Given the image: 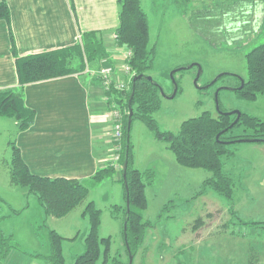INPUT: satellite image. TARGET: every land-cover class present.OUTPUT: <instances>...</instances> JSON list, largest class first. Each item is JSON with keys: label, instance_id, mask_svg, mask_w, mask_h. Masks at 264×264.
Listing matches in <instances>:
<instances>
[{"label": "rangeland", "instance_id": "rangeland-1", "mask_svg": "<svg viewBox=\"0 0 264 264\" xmlns=\"http://www.w3.org/2000/svg\"><path fill=\"white\" fill-rule=\"evenodd\" d=\"M256 3L247 30L244 25L233 29L220 26L216 16L232 5L229 0H143V10L149 20L150 47L156 48L152 75L165 93L160 110L153 114L162 130L177 132L185 120L206 111L216 116L219 88H225L219 92V103L226 112L239 110L264 121V96L256 102H249L231 90L239 86L241 78H247L246 54L264 43V1ZM206 12L215 15L210 24L207 20L211 17H207ZM193 63H199L203 69L199 86L208 85L222 73L229 75L200 90L194 83L198 67L184 69L175 74L179 86L176 96L168 98L175 89L171 72ZM110 64L109 57L93 64L87 62L85 73L94 72L104 83L106 74L115 79V68ZM126 66L127 63L124 65L127 75L123 81L125 90H128L132 77L125 70ZM106 67L112 70L103 72ZM14 126L13 119L0 120V196L6 203L2 204L0 216L11 213V207L22 211L0 221V231L12 235L13 243L18 247L19 257L12 258V263L43 264L40 260H31V263L29 259L43 250L39 241H45L48 229H54L67 238L64 255L67 264H74L76 256L85 250V238L89 232V222L81 216L85 203L66 217L45 218L37 198L32 194L26 196L25 190L11 181ZM131 135L135 167L151 169L155 174L153 183L146 189L148 208L144 211L151 228L147 230L133 264H196V250L192 247L195 239L207 242L208 250L210 248L215 254L236 253L239 264H243V255L244 264H264V167L253 168L248 164L249 161L264 162V148H260L264 147V142L228 145L233 155L223 158L224 171L234 182L233 199L227 200L212 192L217 198L213 199V205L206 207L213 196L210 193L198 196V193L203 178L210 172L200 169V174L188 177L172 171L171 175L164 177L162 166L169 164L167 159L172 155L166 143L157 139L140 120L134 121ZM121 189L122 182L112 176L106 177L90 191L87 200H95L96 206L102 210L100 235L112 238L111 258L128 264L122 232L124 208L118 210L114 207L119 202ZM243 195L245 198L240 201ZM255 222L259 223L253 224ZM201 225L205 228L198 229ZM241 248L244 250L240 251Z\"/></svg>", "mask_w": 264, "mask_h": 264}, {"label": "trees", "instance_id": "trees-1", "mask_svg": "<svg viewBox=\"0 0 264 264\" xmlns=\"http://www.w3.org/2000/svg\"><path fill=\"white\" fill-rule=\"evenodd\" d=\"M257 1L259 0H229L232 5L216 16L219 17L220 26H231L230 28L233 29L244 25L248 30L247 25L253 18V10ZM118 3L120 12L116 42L119 47L131 51V56L126 63L133 76L128 90H119L114 87L108 90L109 94L114 96V108L119 109L123 116L120 182L125 191V207L118 205L114 207L118 210L124 208L122 230L124 245L127 246L126 234L131 253L135 257L137 250L145 241L147 230L151 228V222L145 220L144 211L148 208L146 189L153 183L155 174L151 169L139 170L134 166L132 135L128 142L130 108L134 110L133 123L135 120L142 121L157 139L164 141L175 155L179 165L210 172L211 176L204 180L198 196L213 191L227 200L233 199L234 182L224 171L223 158L233 155L228 145L235 143H223L222 141L253 138L263 140L264 121L242 112L240 120L230 127L237 118L236 115H228L219 111L214 116L206 111L197 117L185 120L177 132L162 130L153 117V114L161 108L162 93L157 84L159 82L152 75L155 69L156 48L150 47L148 17L143 10L142 0H118ZM207 14V17H211L207 20L210 24L215 15ZM10 16L11 12L6 0H1L0 20L10 22ZM12 51L16 60L20 86L0 90V117L17 121L19 130L27 129L35 118V111L27 107L24 101L23 87L26 84L74 73H85L87 62L93 64L102 59L106 60L109 54L96 32L83 33L81 40L73 46L26 56L17 55L15 40L12 37ZM246 64L248 75L246 79L244 78V86L235 91L244 100L256 102L260 96H264V43L246 54ZM138 75H143V77L134 82V77ZM147 76H152L153 79L148 80ZM220 109L226 112L225 109L221 107ZM224 129L228 130L221 134L220 140H217V135ZM262 140L258 142H264ZM11 145V181L26 190L27 194H32L37 198L46 219L66 217L85 203L81 216L88 220L89 232L85 238V250L76 256L74 264H123L118 258H111L112 238L100 235L102 210L96 206L94 201L87 200L95 185L106 177H114L116 169L109 164L104 165L87 180L43 177L34 174L23 160L17 145L14 142ZM125 170L129 186V211L128 193L123 176ZM2 204L6 203L0 196V212ZM10 209L11 213L1 215L0 221L11 215L21 214V211L12 207ZM230 210L235 217L234 208L231 207ZM125 223L127 224L126 232ZM66 239L56 230L48 229L45 249L32 256L47 264H67L64 255ZM13 241L12 235L0 231V264L4 263L13 250L18 249ZM126 252L129 256L127 247Z\"/></svg>", "mask_w": 264, "mask_h": 264}, {"label": "crops", "instance_id": "crops-1", "mask_svg": "<svg viewBox=\"0 0 264 264\" xmlns=\"http://www.w3.org/2000/svg\"><path fill=\"white\" fill-rule=\"evenodd\" d=\"M6 2L11 16L10 22L0 20V90L20 86L12 51V37L15 40L17 55L26 56L73 46L81 40L83 33L96 32L109 53L110 65L115 68L114 78L119 81L125 79L124 65L128 49L119 47L116 42L120 12L118 0ZM93 73H74L29 83L23 87L25 104L35 111V118L25 130H19L18 122L13 119V128L16 131L14 143L34 174L50 178L87 180L102 166L108 165L112 128L109 112L115 109V101L99 76ZM2 119L3 117H0V120ZM167 160L170 161L169 164H164L161 170L164 177L171 175L172 171L188 177L200 174V169L179 165L173 152ZM135 163L134 160V166ZM248 164L253 165V168L264 167L263 161H249ZM210 176L208 173L202 181ZM114 177L116 181H120L121 172L116 170ZM247 184H250L249 181ZM121 191L119 202L116 204L118 206L125 204L124 187L119 190ZM212 192L203 194L210 193V196H213L206 201L209 203H206V207L217 198ZM24 194L29 195L26 190ZM244 198L245 195L241 196L240 201ZM91 200L96 204L95 200ZM202 228L204 229L205 225L198 229ZM39 242L44 250L45 241ZM202 243L201 239H195L192 243L196 250V264H239L236 253L215 254L210 248L208 250L207 242L201 246ZM242 250L244 249L241 248L240 251ZM18 252L13 250L3 264H17L12 263V258H18ZM31 257L30 261L40 260L47 264L41 259ZM242 259L244 264V255Z\"/></svg>", "mask_w": 264, "mask_h": 264}, {"label": "water", "instance_id": "water-1", "mask_svg": "<svg viewBox=\"0 0 264 264\" xmlns=\"http://www.w3.org/2000/svg\"><path fill=\"white\" fill-rule=\"evenodd\" d=\"M193 67H198V74H197V76L195 77L194 83H195V85H196L200 90H204V89H207V88L211 87V86H212L213 84H215V83H216V82H217L222 76L229 75V73H222V74H220L219 76H217V77H216L211 83H209L208 85H205V86H199V85H198V81H199V78H200L201 73H202V71H203V69H202V67H201V65H200L199 63H193V64L189 65L188 67H179V68H176V69H174V70L171 72V78H172L173 83H174V85H175V89H174L173 94L170 95V96H168V98H174V97L176 96L177 92H178V89H179V86H178V83H177V80H176L175 74L178 73L179 71L184 70V69H191V68H193ZM142 77H143V75H138V76L134 77V82H136L137 79L142 78ZM147 78H148V80H152V79H153L152 76H147ZM240 80H241V85H240L239 87L232 88L231 90H239V89H242V88H243L245 81H244L243 78H241ZM157 84H158L159 87H160V90H161L162 95L165 96V93H164V91H163V87H162L159 83H157ZM222 89H225V88H219V89L217 90V92H216V104H217V108H218V110H219L221 113H225V114H228V115H236V116H237V118H236V119L233 121V123L230 125V127H233V126H234V125L240 120L241 115H242V112L239 111V110L230 111V112H223V111L220 109V103H219V92H220ZM130 104H131V102H130ZM133 114H134V110H133V108H130L129 118H128V132H129V134H128V142L130 141V136H131V130H132V124H133V119H132V118H133ZM227 130H228V129H224L221 133H219V134L217 135V140H220V136H221V134H223V133L226 132ZM260 140H262V139H254V138H253V139H237V140H232V141H222V142H223V143H244V142H258V141H260ZM262 141H264V139H263ZM123 176H124V179H125L126 190H127V193H128V195H127V207H128V211H129V206H130V200H129V186H128V183H127V180H126V176H127L126 170L124 171ZM124 230H125V232H126V230H127V224H126V223H125V225H124ZM125 239H126V245H127L126 247H127L128 251H129V263H128V264H133L134 257H133V255H132V253H131V249H130V246H129V244H128V241H127V235H126V234H125Z\"/></svg>", "mask_w": 264, "mask_h": 264}, {"label": "built area", "instance_id": "built-area-1", "mask_svg": "<svg viewBox=\"0 0 264 264\" xmlns=\"http://www.w3.org/2000/svg\"><path fill=\"white\" fill-rule=\"evenodd\" d=\"M81 39V38H80ZM131 56V51L128 50L127 52V59ZM112 68L106 67L102 69L103 72H109ZM125 70L129 73V76L132 77L133 74L130 73V69L128 66L125 67ZM105 76V77H104ZM105 82L103 83L107 90L111 89L112 87L125 90L126 85L124 81H117L115 82L112 77H109L108 74L104 75ZM109 116L111 118V133H110V143H111V153L109 156L108 164L114 167L116 170H122V165L120 162L121 159V151H122V137H123V116L119 109H113L109 112Z\"/></svg>", "mask_w": 264, "mask_h": 264}]
</instances>
